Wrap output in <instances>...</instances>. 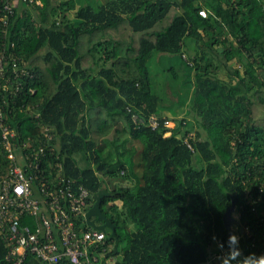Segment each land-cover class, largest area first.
<instances>
[{"label": "trees", "instance_id": "1", "mask_svg": "<svg viewBox=\"0 0 264 264\" xmlns=\"http://www.w3.org/2000/svg\"><path fill=\"white\" fill-rule=\"evenodd\" d=\"M28 1L18 0L6 34L0 24L6 54L35 76L21 79L8 123L19 141L52 127L50 158L64 174L94 202L103 188L111 193L101 207L115 235L107 230L110 250L98 264L264 260V0ZM155 55L171 63L174 80L171 58L186 60L192 84L189 101L169 90L175 113L183 106L195 115L177 119L169 137L149 67ZM133 115L146 125L136 128ZM153 115L158 129L147 125ZM2 139L0 128V174L9 166ZM105 177L127 184L111 190ZM230 229L238 255L228 248ZM8 254L0 234V264H10ZM26 264L45 263L29 253Z\"/></svg>", "mask_w": 264, "mask_h": 264}, {"label": "built area", "instance_id": "2", "mask_svg": "<svg viewBox=\"0 0 264 264\" xmlns=\"http://www.w3.org/2000/svg\"><path fill=\"white\" fill-rule=\"evenodd\" d=\"M17 6L18 0H0L3 34ZM200 14L207 15L205 11ZM5 44H0V128L9 166L0 174V234L9 249L8 260L10 264H26L30 253L45 264H98L110 250L107 232L87 225L85 216L95 203L90 191L67 177L62 164L50 158L58 149L54 129L40 123L42 133L19 141L17 131L8 123L7 114L13 110L10 106L14 108L16 102L13 98L24 86L21 79L35 76L20 66L21 57L6 54ZM9 99H13L12 105ZM38 107L28 106L36 120L40 118ZM133 121L136 128L146 125L138 115H133ZM147 125L158 129L160 122L153 115ZM164 126V136H171L177 119L165 118ZM25 218L33 219L34 226L23 224ZM115 262L114 257L106 260L107 264Z\"/></svg>", "mask_w": 264, "mask_h": 264}, {"label": "rangeland", "instance_id": "3", "mask_svg": "<svg viewBox=\"0 0 264 264\" xmlns=\"http://www.w3.org/2000/svg\"><path fill=\"white\" fill-rule=\"evenodd\" d=\"M110 1H113V0H75L77 7L88 4V3L93 4V3L98 2V4H103V3L110 2ZM69 15L73 17L75 15V12L71 11L69 12ZM186 54L189 56L191 52L189 50H186ZM158 56L159 55H155L152 58V60L149 63V67L152 73L154 91L162 98V102H163L160 108V113L172 119L187 118L189 121L194 122L193 117L195 115L193 113L187 114V111H188L187 108H183V106L178 107L179 108L178 114L173 111V109H175L176 107H174V105L172 104L173 102L172 98L169 96L170 95L169 90L171 89L174 91L173 93L178 92V94L181 96L182 99L186 101L190 100V97L192 95V84L190 81L186 79L187 76L182 74V70L186 67L185 66L186 60L182 61L180 56L171 58L172 64L177 66V69H178V80H174L172 78L173 75H171L170 72H168L167 70L171 66V63H169L168 60H165V59H162L161 61H159ZM172 105L173 107H170L168 110H164L166 106H172ZM195 158L196 160L198 159L197 156ZM80 164L81 166H85L86 162L81 160ZM104 179L107 184L106 187L111 190L115 188L117 185L127 184L126 181H117L114 179H110L108 177H105ZM235 227L234 229H236ZM130 230H135L133 225L130 226ZM120 251L121 253L119 257L121 258L123 248H121ZM213 262H217L218 264H229L227 262V258L223 255L222 256L214 255Z\"/></svg>", "mask_w": 264, "mask_h": 264}, {"label": "water", "instance_id": "4", "mask_svg": "<svg viewBox=\"0 0 264 264\" xmlns=\"http://www.w3.org/2000/svg\"><path fill=\"white\" fill-rule=\"evenodd\" d=\"M111 193L106 190L102 189L95 195V203L94 205L89 209L87 212L85 218H86V223L88 226L96 229V230H102L107 232V230H111L112 234L115 235V229L116 226L110 221L103 213L102 211V201L105 197H110ZM97 217L99 220L103 222L102 225H95L93 218ZM228 227H231V222H228ZM233 235L232 229H230L229 236ZM229 238V237H228ZM228 248L232 251L233 254L238 255L240 253V250L238 246L236 245V242L234 240V236L232 239L229 241L228 240Z\"/></svg>", "mask_w": 264, "mask_h": 264}, {"label": "flooded vegetation", "instance_id": "5", "mask_svg": "<svg viewBox=\"0 0 264 264\" xmlns=\"http://www.w3.org/2000/svg\"><path fill=\"white\" fill-rule=\"evenodd\" d=\"M103 189H105V188H103ZM93 220H94L95 225H102L103 224V222L101 220H99L97 217H94Z\"/></svg>", "mask_w": 264, "mask_h": 264}, {"label": "clouds", "instance_id": "6", "mask_svg": "<svg viewBox=\"0 0 264 264\" xmlns=\"http://www.w3.org/2000/svg\"><path fill=\"white\" fill-rule=\"evenodd\" d=\"M235 236L236 237V240H237V236L235 234L233 235H230L228 240L230 241L232 239V237ZM238 242V241H237ZM256 264H264V260H260V261H257Z\"/></svg>", "mask_w": 264, "mask_h": 264}]
</instances>
